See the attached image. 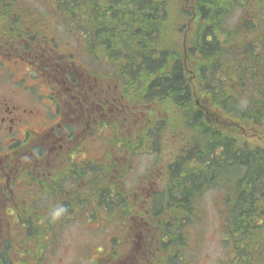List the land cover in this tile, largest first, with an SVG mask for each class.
<instances>
[{
  "label": "trees",
  "instance_id": "1",
  "mask_svg": "<svg viewBox=\"0 0 264 264\" xmlns=\"http://www.w3.org/2000/svg\"><path fill=\"white\" fill-rule=\"evenodd\" d=\"M54 1L63 36L82 60L105 62L99 66L124 83L135 78L124 92L147 110L136 114L137 124L154 126V133L147 127L128 137L117 130L112 139L130 152H153L151 165L170 151L158 166V190L140 211L156 229L153 264L180 263L210 191L225 207L222 264L234 257L263 264L264 0H176V15L169 12L173 0ZM31 10L22 0H0V30L43 38L32 29ZM103 171L108 179L114 173L109 164ZM101 184L108 197L112 184ZM8 251L5 243L1 253Z\"/></svg>",
  "mask_w": 264,
  "mask_h": 264
},
{
  "label": "flooded vegetation",
  "instance_id": "2",
  "mask_svg": "<svg viewBox=\"0 0 264 264\" xmlns=\"http://www.w3.org/2000/svg\"><path fill=\"white\" fill-rule=\"evenodd\" d=\"M41 32L43 38L0 35V264L2 256L13 258V244L18 257L26 260L23 264H43V248L28 252L22 245L21 252L20 243L29 238L45 243L54 229L81 217L86 207L91 213L94 204L95 216L103 214L111 227L123 228L122 237L114 236L119 249L109 244L104 264L152 261L158 255L157 242L141 245L124 233L133 228L139 238L141 227L150 224L137 219L143 208L139 203L158 190V179L126 171L123 164H136L142 152H130L131 147L112 139V132L120 128L129 136L147 127L154 133V126L120 122L135 111H147L131 103L124 92L126 86L134 89L129 84L135 78L128 77L124 83L119 75L99 66L105 62L82 60L70 48L60 49L46 29ZM101 159L103 165L97 162ZM108 164L114 165V173L107 197L99 190L101 183L109 184L103 171ZM131 174L137 181L130 189ZM28 228L41 231L32 237ZM5 243L9 251L1 253ZM133 246L134 252L124 253ZM260 255L264 264V245ZM158 257L162 259V253ZM234 264L245 263H237L234 257Z\"/></svg>",
  "mask_w": 264,
  "mask_h": 264
},
{
  "label": "rangeland",
  "instance_id": "3",
  "mask_svg": "<svg viewBox=\"0 0 264 264\" xmlns=\"http://www.w3.org/2000/svg\"><path fill=\"white\" fill-rule=\"evenodd\" d=\"M22 1L28 3L33 7V11L29 14L30 16L28 17L34 18L32 29H37V26L41 25L46 27V29L51 32L50 25H55L54 34L59 38L62 37L57 42L58 47L62 50H67L70 48L74 51L73 44L72 42H70V37L63 38V27L60 24V21L57 19L58 17L61 18V15L56 11L54 0ZM178 9L179 5L177 1L173 0L169 12L176 15ZM38 13L42 14L43 19L36 20V16ZM0 29H3L2 25H0ZM1 34L6 33L0 32V35ZM7 35L15 36V34L11 31L8 32ZM175 39L179 40L180 38ZM76 59L78 60L77 56ZM133 118L134 116L131 115L130 120L132 121ZM136 123L137 121L132 122L133 125ZM103 135L104 133L102 134V137ZM108 135L109 130L107 135L103 139L104 141H107ZM102 137H98L99 142L102 140ZM92 145L95 144L92 142ZM169 152L170 151L167 148L164 151L162 158L152 165L150 163L152 162L153 155L148 153L140 154L138 157V162L135 165L138 175L141 176L142 174L148 172L147 177H152L154 173H161L158 169V166L161 168L162 162L169 157ZM97 162L103 165L105 161L101 159ZM129 178L130 179L127 180V185L131 189L132 182L135 184L137 180L133 178L132 174L129 175ZM108 181L110 184L111 180L108 179ZM132 198H134L133 195L129 197L130 202ZM201 199L202 210L199 223L197 225H193V228L188 232L187 246L188 248L190 247V251H188V249L185 251V254L181 258L179 264H189L187 260L188 252L193 258L191 264H220L226 261V256L223 254V248L221 244L223 228L222 216L224 215L225 211V207L222 201V195L218 192L210 191L204 193ZM139 204L142 206L143 199H140ZM130 210L133 212L131 205ZM80 215L81 217L71 219L68 223L59 226L52 231V236L48 237V243L44 244L43 252L41 254L43 264H104V257L109 254V244L111 245L110 247H114V250L119 249V247L116 245L117 240L113 239V241L112 237H116L117 235L122 237V227H117L116 229L115 227H111L108 223L105 222L106 218L103 214H97L94 219L91 218L90 210L88 211L87 207L83 210L82 213H80ZM137 219L139 221H144V218L140 217L139 213ZM151 221L152 220H150V225L141 227L142 230L140 236L142 237V239L138 238L135 235V233H138V231L133 228H128L126 230V232L124 233L125 238L130 237L136 240V243L141 242V245L142 243H144V241L152 242L154 245L156 229ZM102 225L103 227H100ZM126 228L127 227H124V229ZM19 229L23 234L21 228ZM37 230L41 231V229L30 228V231L33 235L36 234ZM12 233L16 234L17 232L13 230ZM120 240L121 238H119L118 241ZM34 242H36V238H32V244ZM25 245L26 242L23 243L24 248ZM23 246L20 243L19 249L21 252L23 251ZM134 246L130 249L125 250L124 253L134 252ZM11 251L12 253H14L12 259H14L18 263H22V260L18 257V250L16 249V246L12 247ZM114 258L117 259V257ZM154 260L145 261L144 264H153ZM129 262L130 259L125 260V264Z\"/></svg>",
  "mask_w": 264,
  "mask_h": 264
},
{
  "label": "clouds",
  "instance_id": "4",
  "mask_svg": "<svg viewBox=\"0 0 264 264\" xmlns=\"http://www.w3.org/2000/svg\"><path fill=\"white\" fill-rule=\"evenodd\" d=\"M59 213H57V215H58Z\"/></svg>",
  "mask_w": 264,
  "mask_h": 264
}]
</instances>
